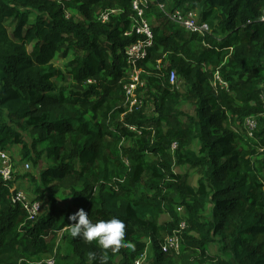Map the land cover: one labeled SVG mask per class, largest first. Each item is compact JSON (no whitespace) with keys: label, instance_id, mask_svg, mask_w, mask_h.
Listing matches in <instances>:
<instances>
[{"label":"trees","instance_id":"trees-1","mask_svg":"<svg viewBox=\"0 0 264 264\" xmlns=\"http://www.w3.org/2000/svg\"><path fill=\"white\" fill-rule=\"evenodd\" d=\"M159 3L198 9L211 32H188ZM146 16L155 43L130 111L132 0H0V148L41 168L0 175V264H134L146 251V264H264V0H153ZM23 179L45 206L36 218L11 198ZM81 208L126 220L131 247L71 238ZM183 220L181 249L163 251Z\"/></svg>","mask_w":264,"mask_h":264},{"label":"built area","instance_id":"built-area-1","mask_svg":"<svg viewBox=\"0 0 264 264\" xmlns=\"http://www.w3.org/2000/svg\"><path fill=\"white\" fill-rule=\"evenodd\" d=\"M152 2L153 0H132V7L136 12L137 17L135 18L131 29L125 33L126 35L136 33L140 36L136 42H133L126 49L130 81L125 85V91L127 101L130 104V111L133 110L134 107L139 108L143 103V100L137 93V90L139 87L144 86L142 75L145 73V70L141 66V63L146 60L149 55L150 47H152L155 43L152 26L146 16V11ZM159 8L168 20L178 24L188 32H198L202 35L211 32L210 26L207 23L200 22L199 12L197 9L170 11L166 4L163 3H159ZM113 12H115V10L102 13L99 19L103 22H107L110 18V14ZM170 82L173 85L179 84L175 71H172L170 74ZM217 82H219L222 87H229L228 82H226L219 73H216L213 84L216 86ZM257 126V120L253 117L247 120L246 128L248 136H254ZM129 128L134 131L137 130L136 126L133 125L129 126ZM176 147L177 145L173 144L172 150H175ZM12 157L13 156L9 150L0 148V175L6 182L13 181L15 178L14 173L17 171L15 161ZM25 166L30 168V163H25ZM10 190L13 202L20 203L28 211L31 218H36L41 213L42 204L40 201L29 198L27 196V192L16 184H14ZM179 210L182 211L183 208L181 207ZM185 227L186 222L183 220L178 229H176L172 234H168L165 241L161 245L163 251H179L181 249L183 239L182 234ZM147 258L148 252L146 251V253L140 256L134 264H146ZM49 263L53 264V259L49 260Z\"/></svg>","mask_w":264,"mask_h":264},{"label":"clouds","instance_id":"clouds-1","mask_svg":"<svg viewBox=\"0 0 264 264\" xmlns=\"http://www.w3.org/2000/svg\"><path fill=\"white\" fill-rule=\"evenodd\" d=\"M69 219L73 223L69 224L68 229L71 238H81L86 242L97 241L99 246L104 249L118 251L122 247H131L127 237V221L119 216L111 219L92 220L88 213L79 209L72 214ZM93 257H89L91 260Z\"/></svg>","mask_w":264,"mask_h":264},{"label":"rangeland","instance_id":"rangeland-1","mask_svg":"<svg viewBox=\"0 0 264 264\" xmlns=\"http://www.w3.org/2000/svg\"><path fill=\"white\" fill-rule=\"evenodd\" d=\"M198 10V9H197ZM25 137L29 140L30 144L32 143V137L28 136L27 134H25ZM20 146H15L13 147V149L10 150L11 154H12V158L13 160L15 161V164L17 165L16 167V170L20 173V174H25V173H31L32 175H35V176H39L40 172H41V168L40 167H36L34 166L33 164H31L30 162V168H27L25 166V163H27L28 161H25L24 159H22L21 157V154H20ZM43 160V166H47L49 164V160L46 158V157H43L42 158ZM175 170L177 172H180V173H185V172H188L189 174V182L193 185V186H196L197 184V179H198V170L197 169H190L188 168V166H184V167H176ZM18 186L25 190L27 192V196L29 198H33V184L32 182H30L29 180H26V179H23V180H19L18 181ZM59 199H60V202L61 204L63 205H67L69 203V197L67 195L66 192H63L59 195ZM44 204V202H43ZM42 209L45 210V206H42ZM46 211H48L46 209ZM169 217L168 215H163L161 217V221H165V220H168ZM212 249L214 251L217 250V245H214V247H212Z\"/></svg>","mask_w":264,"mask_h":264},{"label":"crops","instance_id":"crops-1","mask_svg":"<svg viewBox=\"0 0 264 264\" xmlns=\"http://www.w3.org/2000/svg\"><path fill=\"white\" fill-rule=\"evenodd\" d=\"M170 83H171V82H170ZM172 85H173V84H172ZM181 87L183 88V82H182V81H180L179 84L177 85V88H178V89L181 88Z\"/></svg>","mask_w":264,"mask_h":264}]
</instances>
